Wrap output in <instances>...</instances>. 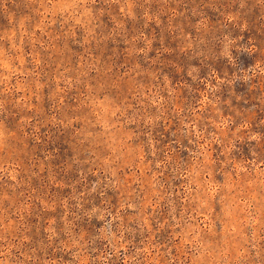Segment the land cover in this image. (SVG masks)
<instances>
[{
  "label": "rangeland",
  "instance_id": "obj_1",
  "mask_svg": "<svg viewBox=\"0 0 264 264\" xmlns=\"http://www.w3.org/2000/svg\"><path fill=\"white\" fill-rule=\"evenodd\" d=\"M0 264H264V0H0Z\"/></svg>",
  "mask_w": 264,
  "mask_h": 264
}]
</instances>
